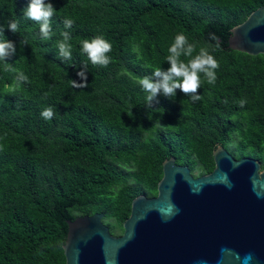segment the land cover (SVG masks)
Here are the masks:
<instances>
[{
    "label": "trees",
    "instance_id": "obj_1",
    "mask_svg": "<svg viewBox=\"0 0 264 264\" xmlns=\"http://www.w3.org/2000/svg\"><path fill=\"white\" fill-rule=\"evenodd\" d=\"M28 2L0 0V40L16 43V54L0 61V264H66L67 220L85 214L103 212L110 232L121 234L131 200L157 193L170 156L197 176L213 169L212 151L222 145L264 167V54L227 43L264 0H50L48 40L24 17ZM14 19L16 34L7 30ZM65 31L71 59L57 47ZM180 33L196 45L193 56L206 47L217 59L216 81L202 78L199 101L178 89L148 107L139 80L169 67ZM98 35L112 44L107 67L81 49ZM47 107L50 120L41 116Z\"/></svg>",
    "mask_w": 264,
    "mask_h": 264
},
{
    "label": "water",
    "instance_id": "obj_2",
    "mask_svg": "<svg viewBox=\"0 0 264 264\" xmlns=\"http://www.w3.org/2000/svg\"><path fill=\"white\" fill-rule=\"evenodd\" d=\"M228 47L264 54V3L230 29ZM213 169L193 175L170 156L154 196L131 200L122 233L103 212L67 220L66 264H264V167L222 145Z\"/></svg>",
    "mask_w": 264,
    "mask_h": 264
},
{
    "label": "clouds",
    "instance_id": "obj_3",
    "mask_svg": "<svg viewBox=\"0 0 264 264\" xmlns=\"http://www.w3.org/2000/svg\"><path fill=\"white\" fill-rule=\"evenodd\" d=\"M25 18L30 19L39 24L41 39L48 40L53 35L51 28V18L56 12V8L50 0H29L27 6L21 10ZM65 28H71L74 21L65 19L63 21ZM7 30L16 34L19 31V21L11 20L8 22ZM5 28L0 25V35H4ZM63 40L57 43L59 56L64 59H71L72 46L68 42L71 37L69 32L61 33ZM210 39L218 41V37L211 33ZM22 43H24L22 41ZM219 47V44L216 45ZM81 49L93 65L107 67L111 62V58L107 55L112 50V44L103 36H95L91 39H85L81 43ZM196 51V45L190 43L188 37L183 33L177 34L174 41L168 48L167 63L169 67L156 68L150 76H144L139 80V84L144 92L148 107H153V102L159 95L166 98L174 99L179 89L185 96L189 97L193 102L199 101L202 97L199 90L203 82L202 78H206L209 84L216 81V70L219 68V62L210 53L208 48L201 47L199 52L193 56ZM16 54V43L8 38L0 40V61H9ZM190 57L186 62L181 57ZM81 75L78 73V76ZM20 81H27V76L22 72L19 73ZM246 103L240 100L241 107ZM41 116L50 120L54 116L52 107L42 110Z\"/></svg>",
    "mask_w": 264,
    "mask_h": 264
}]
</instances>
